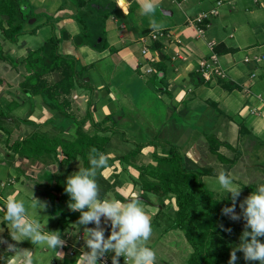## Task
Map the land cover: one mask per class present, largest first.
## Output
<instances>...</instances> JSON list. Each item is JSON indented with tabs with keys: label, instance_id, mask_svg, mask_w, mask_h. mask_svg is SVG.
Here are the masks:
<instances>
[{
	"label": "crops",
	"instance_id": "obj_1",
	"mask_svg": "<svg viewBox=\"0 0 264 264\" xmlns=\"http://www.w3.org/2000/svg\"><path fill=\"white\" fill-rule=\"evenodd\" d=\"M24 1L27 19L24 31L28 34L19 36L17 42L7 38L8 17L0 15V106L4 110L16 101L25 106L27 97L22 93V83L28 73L24 74V60L30 51L56 35L60 40V54L75 58L77 70L87 67L84 79L97 89L92 95L88 89L77 85L72 93L73 104L80 109V119L86 117L93 96L91 118L84 124V131L108 138L107 146H111L118 133L123 135L127 144H142L145 147L137 156V165L152 162L155 147L149 145L151 137L161 140L157 147L159 154L175 145L184 156L188 169H206L209 173L203 179L217 178L220 170L231 176L243 175L254 165L252 157L261 159L264 156V0H155L154 16L142 14L141 0H108L116 3L119 11L106 19L101 6L107 0ZM85 13L89 15L87 24L102 20L104 27L102 30V26L97 27L100 29L96 30L95 41H88L90 36L87 33L93 28L86 29L85 21L80 18ZM153 19L157 22L155 29L150 26ZM104 42L108 48L100 50L98 46ZM155 42L161 44L160 50H153ZM144 50L147 54H143ZM214 56L225 77L210 70L209 79L195 85L191 74H203V63L214 66ZM12 64L20 66V70L13 69ZM162 66L163 76H159L158 69ZM149 67L154 69L153 73H147ZM58 75L52 72L45 78L52 82L59 78ZM196 79L199 81L198 77ZM28 101L30 108L32 102L35 105L32 116L29 117L31 109L23 114L18 112L19 106L9 112V118L15 120V127L18 128V124L25 128L33 126L36 128L34 132L60 138L64 132L70 138L74 137L77 128L74 122L59 121V117L49 121L52 114L48 113L40 95ZM110 115L112 120L105 122ZM25 118L29 121L18 122ZM54 128H63V131L55 132ZM105 128L114 131H104ZM147 134L151 137L148 138ZM3 139L0 134V142ZM133 148L130 147L129 151ZM212 148L217 149L218 154H214ZM205 156L209 157L208 161H203ZM39 161L34 170L44 173L49 169L53 173L50 167L55 161L51 156L46 157V164ZM28 163L31 162L28 160ZM5 164L0 162V167ZM115 164L118 166L119 163ZM125 166L130 176L122 173L117 188L127 196L137 197V187L130 189L129 182L130 177H138V172ZM17 169L25 172V176L29 174L19 166ZM107 175L103 174L106 179L110 177ZM251 178L247 182L257 179L255 174ZM16 180L20 181L19 178ZM49 181L47 183L51 184ZM20 194L17 190L10 197L17 199ZM59 195L56 200L62 204ZM105 197H112L109 191L104 193ZM151 207L160 208L158 205ZM64 213L68 222L59 228L66 245L57 249L63 254L54 251L56 259L53 264H80V255L88 251L83 239L84 226L78 228V220H70L69 216L76 213L70 207ZM147 213L151 217L157 212ZM4 220L0 217L2 224ZM3 225L7 228L10 224ZM2 244L4 247L9 245ZM151 244L148 242L154 250ZM39 249L38 245L29 249L33 264L47 262L46 254L50 250L43 248V253L40 250L39 254ZM7 252L11 253L7 264H19L9 249ZM108 258L112 260V257Z\"/></svg>",
	"mask_w": 264,
	"mask_h": 264
},
{
	"label": "trees",
	"instance_id": "obj_2",
	"mask_svg": "<svg viewBox=\"0 0 264 264\" xmlns=\"http://www.w3.org/2000/svg\"><path fill=\"white\" fill-rule=\"evenodd\" d=\"M80 2L83 3V1ZM123 4L122 2V5ZM83 5L84 4H80V6ZM105 6H108V8ZM24 8V0L0 1V15L8 17L7 22L9 28L5 33L11 42H17L19 36L27 33L24 31V23L27 21L24 15ZM101 9L104 12V19L119 11L117 4L109 2L108 0L104 1V5L101 6ZM48 17L50 18L51 16L48 14ZM39 27L41 26H37V28ZM59 42L60 40L57 36L52 35L46 44L29 52L24 60L27 69H29V75L22 83V93L31 101L35 95H40L48 113L52 114V118L49 121L57 119L58 117L59 121L63 119H65V122L73 121L75 127H77L75 130L76 135H74L75 137L73 138H60L42 132H34L30 135L19 136L14 142H10L11 135L14 131L9 128L7 119L9 118V112H12L14 109L12 108L6 113L3 107L0 106V134L4 137L3 141H5L9 149L7 151H12L11 153L14 155H10L9 153L4 155L5 158L1 160L4 163L11 159L13 162L12 164H14L16 156L25 157L31 161L29 157L30 153H39L40 150L42 153L44 152V154L47 153V156L56 154L58 158L63 154L68 163L71 161L70 159L75 161L86 154L84 151L87 149L91 150L92 148H96L100 152H105V146L109 139L100 137L97 134L90 135L84 131V124L91 118L93 96L92 101L89 102L86 117L82 119H80L78 115L80 109L75 107L73 104L74 99L72 98V93L77 85L88 89L92 95L97 89L84 79V72L87 67H84L82 70H77V60L75 58L73 59L72 57L60 54ZM152 47L153 50H160L161 44L155 42ZM98 48L100 50L106 49L108 45L104 42L101 46H98ZM52 72H57L59 78L50 82L45 76ZM163 72L164 66L160 67V70L158 69V75H162ZM196 77L199 78V81ZM191 79L195 85H201L205 80L203 74L196 75L195 73L191 74ZM31 104L32 107L29 111V117L34 114L35 105L33 102ZM10 107H12V105H10ZM112 118L111 115L108 116L105 122L111 121ZM22 121H26V118L19 120V122ZM27 121H29L28 118ZM33 124L38 125L36 122H33ZM103 130L114 131L108 128ZM47 141H50L48 142L49 146L46 145ZM152 142L153 141L149 143L150 146H153ZM144 147L145 146L142 144H136L127 155L116 157L114 161L112 159L109 160V165L114 164V175L116 177V180L113 181L112 184L114 189L117 188V180L120 179L122 173H126L130 176L125 165L133 167L138 172V177L136 179L132 178V181L140 187V190L143 192L141 196L147 199L145 194L152 195V197L156 199L157 205L160 206V211H158L153 220L155 226L160 227L161 223L159 220L161 218L164 220L167 218V223H164L166 225L164 232H183L188 245L192 249L185 264H228L230 253L232 249L236 248L240 243V236L245 226V222L236 223V221H232L221 214L222 208L231 206L232 203H225L221 196L209 190L204 185L203 176L209 173L206 169L191 170L187 168L184 156L175 145H170L169 149H165L162 154L158 153V146L156 145L155 151L152 154V162L146 165H137V156L142 153ZM41 148H43V150ZM212 152L218 154L217 149L212 148ZM12 156L14 158H12ZM218 156L220 157V155ZM221 159L224 158L222 157ZM65 160L59 161L63 162ZM115 163H119L118 166H116ZM83 168H87L86 162H84ZM117 168L118 170L120 169V171H116ZM104 169H101V171ZM105 180L108 179L105 178ZM63 183L66 185V182ZM111 189L113 188L109 187L104 193ZM57 190L59 191L56 192L61 194L59 197L66 200L69 204L70 197L65 192V188L59 187ZM115 194L118 195L117 199L121 201L134 198L131 196L125 198L119 192ZM171 197L174 198L176 209L165 218L163 216L165 200ZM55 206L57 210V205ZM1 207L0 209H3L5 213V206L1 204ZM236 210L241 211L240 208H236ZM57 211L55 213H57ZM79 216L80 213H73L72 216L70 215L69 217L70 220H74L75 218L79 219ZM6 223L7 221L4 220L3 224ZM221 224L224 228H231V233L222 230L220 227ZM94 226L95 225L90 224V227ZM2 239H4L5 243H8L10 240L6 234L0 237V241H2ZM261 240L264 242V238H261ZM8 244L15 245V242L12 241ZM1 246L2 242H0V264H7L11 253L7 252L8 247ZM237 256L238 260L236 264H258V262L245 261L242 252H237ZM167 262L168 261L164 260V264H167Z\"/></svg>",
	"mask_w": 264,
	"mask_h": 264
},
{
	"label": "clouds",
	"instance_id": "obj_3",
	"mask_svg": "<svg viewBox=\"0 0 264 264\" xmlns=\"http://www.w3.org/2000/svg\"><path fill=\"white\" fill-rule=\"evenodd\" d=\"M156 7L155 0H141V12L144 15L154 16ZM150 26L157 28V22L151 20ZM111 157V153L92 148L88 156L89 167L79 168L66 180L65 192L70 197L69 207L80 213L76 225L78 228L84 226L83 239L88 249L80 255V264H101L108 253H114L112 264H119L120 257L124 258L125 264L128 261L131 264H156V253L148 246L152 236L151 217L139 196L127 201L100 197L96 177L98 170L109 166ZM217 182L224 194H231L232 201L231 206L222 208L221 214L232 221L241 218L245 221L240 243L232 249L228 264H236L237 252L243 253L245 261L264 264V242L261 240L264 238V184L258 185L255 191L239 203L241 211L238 213L237 201L242 188L234 184L232 176L225 170L218 172ZM30 207L43 210L46 205L33 196ZM4 218L11 225L12 240L19 242L27 239L33 245L63 254L57 251L66 245L61 233L45 231L37 219L29 217L28 206L24 201L8 198ZM90 224L95 226L88 227ZM105 225L111 228L107 237ZM220 227L228 233L232 231L222 224ZM8 249L19 264H33L30 250L18 249L13 244H9Z\"/></svg>",
	"mask_w": 264,
	"mask_h": 264
},
{
	"label": "rangeland",
	"instance_id": "obj_4",
	"mask_svg": "<svg viewBox=\"0 0 264 264\" xmlns=\"http://www.w3.org/2000/svg\"><path fill=\"white\" fill-rule=\"evenodd\" d=\"M80 18L82 19V21H85V23H86V21L89 19V15H87V14L83 15L82 14ZM168 19H171V18L168 17ZM91 22L92 23L88 22V24L86 23V25H85L86 29L93 28L91 30V32H89L90 35L88 34V36H90L88 38L89 42H91V40L95 41L96 30L100 29L97 27L102 26L101 30L104 27L101 19H98V21H96V22H94V21H91ZM23 35H25V34H23ZM23 35H21V36H23ZM37 40H39V39H36V41ZM33 45H35V44H33ZM19 67L20 66H16V65L12 64L13 69L20 70V69H18ZM23 69H25L24 74L28 73V75H29V71H28L29 69H27L26 63H25V67ZM28 75L26 77H28ZM157 83H158L157 85H159L160 81H158ZM18 106H19L18 112H21V114L27 113L26 110L31 109L29 107V101L26 98L25 106H23V107L20 106L19 101H16L12 104V107H7L8 109L5 107V112L8 113V111L11 110L12 108L18 109ZM25 115H27V114H25ZM11 118H13V117H10L9 119H7L8 123H9V128H11L14 131V133L11 135L10 142H14V140L19 138V136H21L23 133H26L25 135H30L31 133H33L36 130V128L33 126H31L30 128L29 127L25 128L23 126L17 128V127H15V120L14 119L11 120ZM26 120H27V118H26ZM54 129L56 130L55 132H57V131H60L61 128L60 129L54 128ZM61 131H63V128L61 129ZM73 133H74V135H76L75 132H73ZM99 133H101V131ZM55 134H57V133H55ZM61 135L63 137L70 138V136H67L66 134H64V132ZM147 135H149L148 138L151 137L150 134H147ZM99 136L103 137L101 135H99ZM150 139H151V141H153L152 142L153 146L154 145L159 146L161 144L160 139L158 140V139L152 138V137ZM48 142H50V141H47L46 145L49 146ZM99 142H101V141H99ZM124 142L125 141L123 140V135L118 133V134H116V136L111 141V146H109V145L105 146L106 147L105 151L112 154L113 157H111V159L113 161H114V157L116 158V157H121V156L127 155L129 152V148L136 145V144H133L132 142H129L128 144L126 142L124 144ZM41 149L43 150V148H41ZM0 150H1L0 151V162H2L1 160L5 158L4 155H6L8 153L10 155H13L11 153L12 151H9V152L7 151L9 149L6 146L5 141L0 142ZM2 150L3 151L5 150L7 153H5V151L3 152ZM84 152L86 154L81 156L82 158L84 157L83 159L81 157H79L75 161L73 159H70L71 161H69V163L66 162L67 160H65L63 154H61L59 158H58V156L56 157V154H51V155L47 156L46 155L47 153L44 154V152L42 153L41 150L39 151V153H34V152H31L34 154L30 153L29 157L31 158V161L29 160V162H31V163H28V160L25 157L23 158V157L16 156L15 160H14V164H12L13 162L11 161V159H9L8 161H6V164H5L6 167H5V165H4V167L3 166L0 167V168H5V169L0 170V195L2 197V199H0V207H1V204H3L5 206V203H6L7 199L10 198V195L15 194L16 191L18 190L21 192V194L17 198V200L24 201L26 206H28L29 217L37 219L40 222L41 227L45 231H48L49 229H52V231H57V229H58L60 232L61 231V229L59 228L60 225H64L68 222L67 218H66L67 216L64 214V211L66 210L67 207H69V206H67L69 204L64 199H62V204H59V202H57L56 199H57L58 194H60V193H58L56 191H59V190H57L59 187L65 188V184L63 182H66L68 176L77 172L79 170V168H83L84 162H86L87 167H89L88 156L90 153V149H87ZM260 154L262 156V153H260ZM254 155L257 156L258 153H256V154L254 153ZM13 156H12V158H14ZM50 156L53 159V161H55V164H53L50 167L53 170V173L49 169H47V170L45 169L44 173H39L38 170H34V168H35L34 165L36 164L37 161H39L41 159V161H39V162L45 163L46 157H50ZM209 157H210V155H209ZM209 157L205 156L203 158L204 159L203 161H208ZM63 159L65 161L60 162ZM252 163L256 167L253 165L248 169V171L245 174H243V175L242 174H236L235 176H232L234 184L236 186L242 188L241 189V195L237 201V208L238 209H239V203L242 202L245 199V197L248 196L249 193L251 194L253 191H255L256 188L258 187V185L264 184V156L261 159H258V158L255 159L254 157H252ZM258 164L262 165V166H257ZM17 166H19L20 168H23L24 171L28 172L29 174L25 176V172H21L20 170H18ZM46 167H49V166L46 165ZM53 167H55V168H53ZM31 168H33V169H31ZM2 170H4V171L2 172ZM103 174L104 175L105 174L110 175L108 180H105V176H103ZM254 174H255L257 179L254 181H250V182L248 181L247 182L248 179L249 180L252 179L251 177L254 176ZM236 177L239 179H237ZM17 178H19L20 181L21 180L24 181V179H25V181L22 183L19 180H16ZM132 178L130 177L131 182L128 181L129 183H131L130 189H134L135 186L137 187L138 193L136 196H139V198L144 199V200H142L144 209L147 212L153 211V212L158 213V211H160V208L157 209V208L151 207V205H157L156 199H154V197H152V195H150V194H145L147 196V199L144 196H141V193H143V192L140 190L139 186L134 184V182L132 181ZM44 179H45V181H42ZM46 180L47 181L50 180L49 183L51 182V184H48ZM96 180H97V183H98L99 188H100V193H101L100 197L101 198L104 197V191H106V189H108L109 187L113 188L109 191V194L112 196L110 198L117 199L118 195H115L116 192H119L125 198L129 197V195L127 196L126 192L121 191L122 189L121 190L118 188L114 189V187L112 185L113 181L116 180V177L114 175V164H110L108 167H106L102 171L98 170V175L96 177ZM120 180L121 179H119L117 181L119 182ZM3 182L5 184L4 186H3ZM43 182H46V183L43 184ZM203 183L209 190H211L213 192H218L216 194L221 196V198L224 199L225 203H232L231 194L230 193L224 194V192L220 189V186L217 182V178H204ZM33 196L46 205V207L43 210L33 209L30 207ZM125 200L127 201L128 199H125ZM55 205H57V210L59 209L58 211L56 210ZM63 205H65V206H63ZM175 209H176V206H175L174 198L173 197L167 198L165 200V209L163 210V216L166 218L169 215V213H173L175 211ZM56 211H57V213L54 214ZM236 211L238 213L240 212L239 210H236ZM76 213H79V212L76 211ZM0 217L2 219H4L5 214L0 212ZM73 217H75V216H73ZM154 218H155V215L151 216L152 236L148 242L152 243L151 245L154 246V251L156 253V264H164V260L168 261L167 264H185L186 259L190 255V252H192V249L188 245V243H187V241L183 235V232H181V231L164 232V229L166 227L165 224L167 223L166 221L168 219L166 218L164 220L163 218H161L159 220L161 223V226L157 227V226H155V224L153 222ZM74 220L77 221L78 219L75 218ZM237 222H243L244 223L245 221L243 220V218H241L239 221H236V223ZM105 227H106L105 236L107 237V235L110 234L111 228H108L107 225H105ZM5 232H6V236H8L10 238L8 243H11L13 241L12 240L11 225H8V227L5 228V226L0 222V236L2 234H4ZM2 246H3V244H2ZM15 246L18 249H27V250L31 249L34 246H36V248H37V245H33L27 239L23 240V241H19V242L16 241ZM38 246L40 248L38 250L39 254H40V250H41V252H42V250H44L43 248L47 249L44 246H40V245H38ZM0 250H1V248H0ZM48 250H50V249H48ZM46 255H47V258H46L47 262H45V264H53L54 260L56 259L55 255H54V251L50 250V253H48ZM107 255H108V257L111 258L114 255V253H108ZM119 264H125L121 257L119 258ZM130 264H131V262H130Z\"/></svg>",
	"mask_w": 264,
	"mask_h": 264
},
{
	"label": "built area",
	"instance_id": "obj_5",
	"mask_svg": "<svg viewBox=\"0 0 264 264\" xmlns=\"http://www.w3.org/2000/svg\"><path fill=\"white\" fill-rule=\"evenodd\" d=\"M143 54H147V50H144L143 51ZM218 60L216 58V56H214L212 58V64L214 66H211V64L209 62H206V63H203L202 64V71H203V76L205 79H209V73H210V70L211 72H215L217 73L218 75L220 76H223L225 77L224 73H222V71L220 70L219 66H218ZM154 72V69L152 67H149L147 69V73H153ZM125 263V260L123 257H121ZM131 261H128V264H130ZM101 264H112V260H110L108 258V256H106L105 258H103V260L101 261Z\"/></svg>",
	"mask_w": 264,
	"mask_h": 264
},
{
	"label": "water",
	"instance_id": "obj_6",
	"mask_svg": "<svg viewBox=\"0 0 264 264\" xmlns=\"http://www.w3.org/2000/svg\"><path fill=\"white\" fill-rule=\"evenodd\" d=\"M141 200H144L143 198H140ZM0 255H1V251H0Z\"/></svg>",
	"mask_w": 264,
	"mask_h": 264
}]
</instances>
